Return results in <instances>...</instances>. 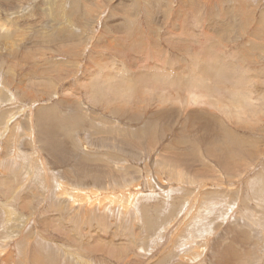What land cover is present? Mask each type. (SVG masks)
Masks as SVG:
<instances>
[{
    "label": "rangeland",
    "instance_id": "374dc122",
    "mask_svg": "<svg viewBox=\"0 0 264 264\" xmlns=\"http://www.w3.org/2000/svg\"><path fill=\"white\" fill-rule=\"evenodd\" d=\"M0 264H264V0H0Z\"/></svg>",
    "mask_w": 264,
    "mask_h": 264
},
{
    "label": "bare ground",
    "instance_id": "6f19581e",
    "mask_svg": "<svg viewBox=\"0 0 264 264\" xmlns=\"http://www.w3.org/2000/svg\"><path fill=\"white\" fill-rule=\"evenodd\" d=\"M158 2V1H157ZM159 2H160V0H159ZM154 4V3H153ZM157 6V5H156ZM80 9L77 7V6H73V10H72V12H76V11H79ZM72 12H70L71 13V15H72ZM150 14V13H149ZM148 15V14H147ZM73 16V15H72ZM2 25V24H1ZM129 26H130V24H129ZM59 32V31H58ZM128 34H130V35H132V32L128 29ZM54 38H57V37H54ZM148 45V44H147ZM153 45V44H152ZM152 45H150V46H152ZM149 46V45H148ZM130 57V56H129ZM212 66V65H211ZM210 66V67H211ZM213 67V66H212ZM214 69V68H213ZM222 69V68H221ZM110 71V72H109ZM109 71H107V72H109V73H111V70H109ZM199 71V70H198ZM221 71V73H222V70H220ZM106 72V73H107ZM200 72V71H199ZM214 72V71H213ZM218 72H219V70H218ZM108 73V74H109ZM202 73H204V72H202ZM107 74V75H108ZM220 74V73H219ZM218 74V75H219ZM225 74V73H224ZM106 75V76H107ZM203 74H201V76H202ZM205 75V74H204ZM203 75V76H204ZM217 75V76H218ZM210 76H212V75H210ZM105 78V77H104ZM107 79H109L108 77H107ZM218 79V78H217ZM226 80V78H224V79H222L221 81L222 82H224ZM217 81V80H216ZM123 83V82H122ZM109 84H110V82H109ZM125 84V83H124ZM93 85V84H92ZM125 86V85H124ZM124 86H121V87H124ZM114 89V88H113ZM115 94V93H114ZM43 110V109H42ZM44 111L45 110H43V113H44ZM47 112V111H46ZM41 111H39L38 112V114H36V116H37V122L39 121V123H40V119H42L43 118V116L41 115ZM44 115V114H43ZM54 115H56V114H54ZM202 115H203V112H202ZM66 117V116H65ZM58 118H59V116H58ZM58 118H56V116H55V119H57L58 120ZM66 118H68V117H66ZM202 118H206L204 115H203V117ZM45 119V118H44ZM49 119V118H48ZM60 119V118H59ZM56 120V121H57ZM48 121V122H47ZM47 121H45V122H47V123H49L50 121L49 120H47ZM54 121V120H53ZM60 122V121H59ZM150 122H147L146 124H149ZM59 124L60 123H58V122H51V123H49V124H47V125H44V124H39L38 125V128H39V133H40V136L42 137V139H44V140H46V141H44L45 142V144L48 146V147H50L51 149H55V148H57L56 149V151H59V153L60 154H62V155H64V156H67L71 151H72V147H68L67 145H66V141H68L69 139L68 138H66L68 135H67V133L65 134L62 130H60V127H59ZM145 124V125H146ZM61 125V124H60ZM70 125V124H69ZM68 126V125H67ZM69 127V126H68ZM72 127V126H71ZM78 127V126H77ZM73 128V127H72ZM148 130L149 129H151L150 128V126H147L146 127ZM126 129H128V128H126ZM67 130V129H66ZM114 131H115V129L114 128H108V130H106L105 128H103V127H94L93 128V132H97V133H102V134H104V135H106V137L107 138H112V139H114L116 142H119V138H117L116 136H113L114 135ZM150 132H151V130H149ZM131 134H139V133H141V132H138V131H131L130 132ZM224 133H228L229 134V132L228 131H226L225 130V132ZM227 135V134H226ZM60 136H62V138L63 139H61V138H59ZM136 138H139V136H135ZM233 139H237V138H233ZM69 141H71V140H69ZM69 141L67 142V143H69ZM100 142H99V144L100 145H102V144H104L105 143V141L106 140H104V139H100L99 140ZM197 142L199 143V144H203L202 143V141H201V139H198L197 140ZM238 143V142H237ZM240 143V142H239ZM193 148H194V146H193ZM234 148H236L235 146H230L229 147V149H232L230 152H232V151H234V153L236 154L238 151L237 150H234ZM239 148V147H238ZM121 149L122 150H126L127 149V147L126 146H122L121 147ZM226 149V148H225ZM240 149V148H239ZM238 149V150H239ZM226 150H228V149H226ZM229 151V150H228ZM228 151H225V152H227L228 153ZM229 152V153H230ZM233 153V152H232ZM107 154L108 155H112L111 154V152H109V151H107ZM106 154V155H107ZM225 154V153H224ZM224 156V155H223ZM225 156H229L228 154L227 155H225ZM231 156V155H230ZM222 164L223 163H221V166H222ZM77 182H79V183H81V184H83V185H89V184H96L97 183V180L96 179H94V178H89L88 176H87V173L86 172H81V173H79V175H78V177H77Z\"/></svg>",
    "mask_w": 264,
    "mask_h": 264
}]
</instances>
